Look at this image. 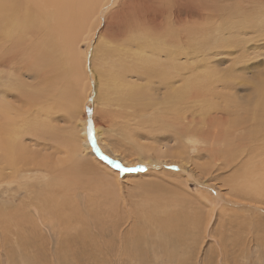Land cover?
Returning <instances> with one entry per match:
<instances>
[{
  "label": "rangeland",
  "instance_id": "374dc122",
  "mask_svg": "<svg viewBox=\"0 0 264 264\" xmlns=\"http://www.w3.org/2000/svg\"><path fill=\"white\" fill-rule=\"evenodd\" d=\"M58 1L35 6L29 0L27 24L39 36L27 45L40 50L36 61L8 52L10 46L0 39L8 47L1 56L7 62L0 64V136L13 142L12 151L0 147V264H264V154L253 167H244L256 154L247 148L242 159L227 166L223 160L231 143L247 145L248 136L264 131L258 107L260 127L245 126L251 110L242 112L239 106L247 98L252 105L262 100L264 108V0H196L199 5L189 9H175L167 0L159 14L167 37L163 48L167 56L178 51L183 64L177 87L183 88L193 72L191 90L205 92L198 80L208 79L217 107L225 99L238 102L226 116L231 126L237 121L238 131L231 128L227 138L220 136L227 123L209 134L213 155L202 149L208 143L186 142L175 126L167 128L166 109L152 107V98L163 96L165 89L154 84L122 90L134 102L110 106L105 113L113 122H106L92 64L99 68L95 62L103 50L106 76L117 90L121 80L143 85L144 78L138 81L140 73L133 72L135 46L125 45L127 39L122 45L121 40L106 42L103 34L115 36V26L108 29L111 16L96 24L95 0H63L60 13L51 6ZM17 5L14 9H23ZM79 6L84 10L80 16ZM19 14L0 11V19L11 24L0 37L14 34L11 21ZM139 35L131 40L138 42ZM183 99L173 105L190 118L192 108L203 129L207 114L196 99L194 107ZM235 116H244L242 126ZM5 152L17 157L18 173L3 161Z\"/></svg>",
  "mask_w": 264,
  "mask_h": 264
},
{
  "label": "bare ground",
  "instance_id": "6f19581e",
  "mask_svg": "<svg viewBox=\"0 0 264 264\" xmlns=\"http://www.w3.org/2000/svg\"><path fill=\"white\" fill-rule=\"evenodd\" d=\"M166 1L167 0H95L94 5L91 7V9H94V11H95L94 13L92 12V15L93 14L96 15V24H98V25L100 24L101 18L103 19L102 22H104L106 19H108L109 16H111L110 20L108 21V23H109L108 29H110V27L113 28L112 26H115V33L113 32L115 34V36H113L111 34V32L106 33L107 37H105L104 36L105 34H103V37L106 39V42L110 43V42H114V41L117 42V40L118 41L121 40L120 41L121 42L120 45H122V43L127 39L124 42V44L126 43L125 45H127V44L129 45V42L132 43L133 46H135L134 49H133L134 50L133 51V56L135 55V60H134V65H133L134 66L133 67V72L134 73L135 72H139L140 73L139 77L137 76V78L139 79L138 81H140V80L142 81L141 78H144V84L143 85H140L139 83L138 84H133L131 81L129 82L128 80H126V83H125V81L121 80L119 82L120 85L118 84L119 88L117 90V88H116L115 84L112 82V80L109 77H107L108 74H107V69L105 67L106 52L103 51V50H100L99 60H97L95 62L97 64L95 66H98L99 68L95 69L96 67H93V64L92 63L91 64H92V70L93 71L95 70L94 74L96 75V77L98 75L96 90H97L98 98L101 101V103H100L101 107L103 108V109L101 108V110L103 111L102 113L105 114L106 122L107 121L110 122L111 118H109L108 115L106 114V113H109V111H111L110 106H115V103H117V102L123 103L124 100H130L131 101L130 97L125 98L127 96L126 95L127 91H123L121 93L122 90H124L126 88H129L131 90L133 87L136 88V89L137 88H141L142 89V88H144V86L146 84H154L157 87V90L165 89L163 96L155 97V98L153 97L152 98V99H154V100H152L153 101L152 107L154 106V107L157 108L159 106V107H161L163 109H166V111H164L163 118H164L165 123L169 126L167 128L175 126V128H174L175 133H177L180 138L185 139L186 142H192L193 144H195V143H199V142L202 141L204 143H208V144H206L207 145L206 148L203 147L202 149H208L209 148V150H207L208 154L209 155H213L214 153L211 150L213 143L209 144V140H210V142H212L211 140H214V139L211 138L210 137L211 135H209V134L211 132H213V135H214L215 132H217V131L214 132V130L217 129L218 126L221 128V127H223L224 124H227V123H228V125H226L227 128L224 129V131L221 129V133H220L221 135L220 136H222L223 138L226 136L225 138H227V135H228V133H230V131L237 130V129H235L236 127L234 126V125H236L237 121H235V123L233 122L234 125L231 126L232 123L229 122V119H226V116L229 117V115L231 114V108L235 107L238 102L236 101L233 104H228V101H226V99H225L224 101L222 100L224 102V106H221V108L217 107L216 104L214 103L215 102L214 99L216 97V94L214 92V88H211V84L208 81V79L198 80L199 82L202 83V85L199 83L202 87H206V91L205 92L196 91L194 89L191 90V88H189L188 85L191 83L192 80L195 82L194 73L193 72H190L187 75V77L185 79L186 80V82H185L186 85L183 88L181 87L182 89L180 87H177L176 82L178 81V79H176V77L178 75H180L178 73L182 72V70H183L182 69V65L183 64L179 62L180 56H178V51H176V50H175V52L170 51V52H172V54L170 53L171 56H167V53H166L165 49L163 48V46H165V44L163 42L165 40H167V37H165V32H163V30H162L164 25L162 26L161 22L163 20L161 22L159 20V14L161 13V11L163 9V5H165ZM168 1H167V3H168ZM38 2H40V5L42 6L43 0L42 1H40V0H31L30 4L36 6V4ZM172 2H174V3H172L173 5L170 4V6L171 7L174 6L175 9H189V8H194L196 5H199L196 2V0H173ZM207 2H208V0H207ZM61 3L63 4V0H59L57 3H52L51 4V6L53 5V6H57L58 7L57 8L58 9L57 13H60V12L63 11V10L62 11L60 10L62 8H59ZM17 4H20V7L23 8V9H14L17 6H19ZM115 4H119V7L115 8V10H113V11L111 10L109 12V9L114 7ZM29 6H30L29 5V0H15V4L12 3L11 0H4V3L0 4V8L3 7L2 9H0V11L5 10V9H10L11 12H12V10H14L16 12L22 13L21 17H20V14H19V16H18L19 18L15 17V20L11 21V23L13 24L12 29L14 30V34H12V32H11L10 34H12V35H7L8 34L7 33L4 36L0 37V39H5V42L8 43V47L10 46L8 48V47H4L5 45L0 44V53L4 49V52H2L0 54V64H2L3 59H4L5 63L7 62V60L5 58L1 57L6 52L7 48H8V52L12 53L13 55H15V56L20 55V59H22L25 55L28 54L30 56H33V58H35V61H36L37 60V54L40 56V50L38 49L37 46L35 47V49H31L27 45L28 42L32 41L31 40L32 36H36L35 39L38 38V36H39L38 35L39 32H33V31L30 32V30H29V28L32 26V25L27 24V22L29 20L28 13L31 10V9H28ZM164 8L168 9L166 7H164ZM78 9H79V13H80L79 16H80L83 13L84 10L82 11L80 6H79ZM43 10L41 9L40 11L42 12V14L44 16L49 14L47 9L46 10L43 9ZM87 10H90V8H88ZM39 12H37V14H36L37 17H39V15H38ZM47 12H48V14H47ZM107 12L109 13L108 15H107ZM67 13H68V11H67ZM177 14L178 13H176V16L174 15L175 17L173 16V18L178 19V16H180V15H177ZM179 14H180V12H179ZM199 15H201V14H199ZM10 16L11 15H9V17ZM62 16L63 15H61V18H62ZM167 16H169V15H167ZM195 16L197 17V15H195ZM66 17H68V19L71 18L70 14H68V16H66ZM165 19H168V18H165ZM181 19H183V18L181 17ZM0 20L2 22V24L0 25V33L3 32L5 28L7 29L8 25H9L8 28L11 29L10 21H8L6 19H2V18ZM169 20L170 19L167 20L168 21L167 24L169 23ZM174 21H176V20H174ZM181 22L182 21H179L178 23H181ZM74 23H75V21H74ZM4 24H5V26H4ZM207 24H208V22H207ZM172 25H173V23H172ZM195 25H197V23ZM201 25H202V23H201ZM183 26H184V24H183ZM58 27L60 28V30L63 29L62 25L61 24L59 25V23H58ZM179 27H180V25L177 28H179ZM183 28H182V30H183ZM192 28H194V25H193ZM37 30H38V28L36 26V31ZM189 30H186V31L188 32ZM203 30H205V29H203ZM137 32L141 33L143 38L139 39L138 42H133L132 41L133 39L131 40V38H132L133 35H135V34L137 35ZM195 32H197V31L195 30ZM198 32H197V34H198ZM188 33L190 34V32H188ZM191 33H193V32H191ZM60 34L62 36H64L62 33H60ZM2 35H3V33H2ZM141 35H139V36H141ZM168 35L169 34H167V36ZM174 35L178 36V34H175V33H174ZM145 37H146V42H144ZM193 37H196V36H193ZM181 38H183V37H181ZM158 40H160V41H158ZM173 40L175 41V38ZM186 40H187V38H186ZM25 41H26V44H25ZM196 41H198V40H196ZM184 43H186V42H184ZM175 44H176V42H175ZM133 46H131V47L133 48ZM26 48H27V50H25ZM63 48L64 47L62 45L58 47V50L60 51V53H62L61 51L63 50ZM179 48H180V45H179ZM129 49H131V48H129ZM191 49H192V46H191ZM64 50H67V51H65V55H67L70 52L69 49L65 48ZM70 55H72V54L70 53ZM96 56H97V46H96V50L94 52V55L92 54L90 56L91 60H93V61L96 60ZM4 57H6V56L4 55ZM71 64L75 65L73 58H72ZM133 76H135V75H133ZM133 76H131V74H128V76H126V78H129V77L131 78ZM105 77H107V78L105 79L103 85L100 87L101 80L104 79ZM84 85H85V82H84ZM168 86H175L176 90L178 91L179 97L177 96V91L176 90H172V91L168 90L167 89ZM170 88L173 89V87H170ZM187 88H188V90H187ZM100 89L104 90L102 94L100 92ZM180 89H181V91H179ZM184 89H186L187 91L186 90L183 91ZM130 90H128V92ZM152 90H153L154 93H157V90H155V89H152ZM148 91L149 90H147L146 92H148ZM135 97L137 99L138 98V94H136ZM183 97L187 98L185 100L186 101L185 103H187V104L190 103L192 107H194L195 99H196L197 102H198V105H199L197 107H200L201 110H202V111L201 110H199V111H201L202 113H206L207 114L206 116H208V120L205 119L207 121V125L204 126L203 129H201V127H200V123L201 122H199V120L196 119L197 114H195V112H194V110L192 108H191V111H192L191 113L188 111L190 114H192V118H190L184 112H182L179 108H177V107H175L173 105V104H175L177 102L176 99L180 98L182 101H184ZM224 97L225 98L227 97L226 93H225ZM256 98H258V97L256 96ZM249 99H250V97L248 98V100ZM227 100H228V97H227ZM260 101H262V100H260ZM260 101H257L258 105L257 104L252 105L253 103L251 104V100L247 101V98H246L244 100V102L239 105L242 112H244V111L248 112V111L251 110L252 117H248L247 118L248 120L243 122L245 124V126H251V123H252V125L260 127L259 126L260 125L259 121H260L261 118H258V113L254 111V108L258 107L259 113L264 115V108H262ZM131 102H134V101H131ZM128 103H130V102H128ZM250 104L252 106H250ZM244 105H245V107L242 108V106H244ZM263 105H264V103H263ZM122 106L123 105H120V107H122ZM163 109H160V110L162 111ZM227 109H229V111ZM144 113L146 115L148 112L145 110ZM235 113H236V110H235ZM201 114H200V112L198 113V115H200V116H201ZM232 114H234V113H232ZM242 114L243 113H241V116H242ZM209 115H213V116H209ZM241 116L240 117L235 116L236 118H238V123L239 124L242 121L241 119H239V118H242ZM163 118H162V120H163ZM242 119H244V116H243ZM239 120H241V121H239ZM111 122H113V121H111ZM261 122H263V121H261ZM239 124H237V125L240 126L242 124V122H241L240 125ZM238 126H237V128H238ZM241 126H240V128H241ZM182 127H187L188 129L184 128V130H183ZM214 127H215V129H214ZM231 128H232V130H231ZM95 129H97V128L95 127ZM212 129H214V130L212 131ZM262 129H264V127H262L260 130H262ZM194 132H197V134L194 133ZM235 133H237V132H235ZM206 139L208 140L207 142H206ZM247 139H248L247 145L244 144L243 142L238 143L237 146L233 145L232 143L230 144V148L233 147L235 151L233 149H230V148H229V151L227 150V153H226V155H224V159H223L224 163L226 164V166L229 165V164H232L234 162V160L237 159V158H241L242 159L244 157V155H243V152H244L243 149L244 148H247L249 150V153L253 152V151H256L255 155H252L253 153H250V155H252V156H250L248 158V160L245 161L244 167H247L248 165H251L253 167L254 162H255V164H261L260 161H259V163H257L258 159H256V157H258V156L261 157L264 154V131L263 130H262V132L258 131L256 134L254 133L253 135L248 136ZM82 140H83V138H82ZM12 143L13 142H10V141L6 140L4 136L0 138V147L6 149L8 151H12L11 150L12 146H13ZM235 147H237V148L235 149ZM229 157H231V159H233V160H229ZM3 159H4L3 161L5 162V164L9 165L12 169H15L17 171V167H18L17 157H15L10 152H5L3 154ZM91 159H93V157ZM236 164H238V162L234 163L233 165L235 166ZM244 172H245V170H244ZM17 173H18V171H17ZM17 173L15 172V174H17Z\"/></svg>",
  "mask_w": 264,
  "mask_h": 264
}]
</instances>
